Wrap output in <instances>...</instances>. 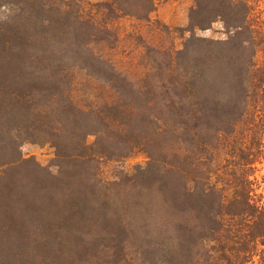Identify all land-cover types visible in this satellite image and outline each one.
<instances>
[{"label": "trees", "instance_id": "16d2710c", "mask_svg": "<svg viewBox=\"0 0 264 264\" xmlns=\"http://www.w3.org/2000/svg\"><path fill=\"white\" fill-rule=\"evenodd\" d=\"M84 1L0 0V232L12 237L0 264H62L77 255L79 264H98L111 251L113 264H127L132 254L140 264H231L230 257L242 264L257 246L264 264V202L246 171L222 164L225 139L241 136L240 124L264 120V21L254 24L252 1L193 0L182 49L146 46L133 76L97 47L114 48L111 22L149 21L156 0H107L90 14ZM217 21L226 39L195 35ZM75 70L104 85L99 103L72 100ZM91 132L97 138L89 146ZM26 141L51 145L58 169L80 165L81 186L72 189L69 176L54 178L22 158ZM136 149L146 154V168L121 184L137 190L146 208L131 217L139 201L111 208L116 193L96 188L91 166ZM27 165L32 173L15 184L14 172ZM36 220L50 233L15 243L14 231ZM63 235L73 250H65ZM86 240L99 242L89 247Z\"/></svg>", "mask_w": 264, "mask_h": 264}, {"label": "rangeland", "instance_id": "374dc122", "mask_svg": "<svg viewBox=\"0 0 264 264\" xmlns=\"http://www.w3.org/2000/svg\"><path fill=\"white\" fill-rule=\"evenodd\" d=\"M107 0H85L83 4V11L85 14H90L94 12L93 5L105 2ZM252 2V18L254 19V24L257 21H264V0H251ZM193 0H156V7L153 13L149 17V21H138L130 17H122L113 23L112 30H108L107 34H112L117 36V41L114 44V48L105 51L100 46L97 47L101 51L102 55H107L111 58L112 63L115 68L126 76H133L140 72L139 61L145 51L146 46L153 47H166L171 46L174 50H181L185 40L189 37V32L186 30L188 25V12L193 6ZM65 22L70 28H77L76 24L71 21L69 17H66ZM195 35L201 38L213 39V40H224L227 38L225 31L223 29L222 23L220 21L214 22L209 29L200 30L195 29ZM98 33V31H97ZM56 47V45H54ZM5 54L2 51L0 45V66L2 59ZM74 79L77 83L74 85L72 90L71 86L67 82H63L60 87L62 90L66 91L70 89L72 100L79 107H87L91 104L99 103V99L105 96L106 88L103 84L89 80L86 77L84 71L78 72L75 70L73 73ZM2 81V76L0 72V82ZM89 81V82H88ZM250 124V125H249ZM245 123L240 124L242 126V135L236 137L234 134L229 135L223 143V161L222 164L226 165L227 169L230 171L234 170H244L247 172L248 179L253 184L255 189L256 199L261 197L264 202V120L260 118H254V124ZM99 125V124H98ZM96 126L93 129L101 130V126ZM244 130L246 132L243 131ZM246 128L250 130L247 131ZM97 138V134L94 132L89 133L85 137V143L92 146ZM184 147V144L181 145ZM21 157L24 159H32L41 166L48 174L54 178H59L61 176H69L72 180L70 183V188H78L81 186L82 181L84 182L82 167L77 165L74 169L70 168L58 169L55 164V152L54 149L49 144H37L32 142H22L19 147ZM182 153V152H181ZM3 149L0 147V160L4 155ZM2 155V156H1ZM182 158V154L180 155ZM148 163V158L146 154L141 150H133L126 157H103L98 159L97 167L93 170L91 166V174L95 173V177L98 180L97 189H102L105 185L110 187L111 190L108 193H116V201L110 203V207H114L115 204H125L129 205L132 202L138 200L134 193H137L135 189H130L127 185L126 190H123V185L121 182H132L137 176H141V172L145 170ZM89 170V169H88ZM32 173V166L27 165L22 169L14 172L12 181L15 184L22 182V178ZM90 173V171H89ZM143 176V175H142ZM141 178V177H140ZM143 178V177H142ZM144 180V179H143ZM146 180V178H145ZM144 180V181H145ZM123 186V187H122ZM70 188L67 190L69 191ZM108 188H106L104 194L107 193ZM71 191V190H70ZM142 198V197H141ZM139 199V205H133V210L131 211V217H136L138 210L143 213L146 207H144V201ZM142 201V202H140ZM143 209V210H142ZM139 210V211H140ZM121 214V213H120ZM107 221L113 222L115 218L114 214L109 213L107 216ZM129 217V215H128ZM139 219V218H138ZM29 221L23 222L18 231L16 232L13 240L15 243H20L25 241L24 238H30L32 236L40 235L41 233H50V230L45 231L42 226L41 221ZM136 220H133L135 223ZM5 219L0 217V225L5 223ZM52 233V232H51ZM11 231L10 232H0V249L5 247L7 241L12 240ZM41 236V235H40ZM68 235H63L65 238V250H71L72 242L67 239ZM24 237V238H23ZM99 241L86 240L85 243H89V247L95 246L94 244ZM50 249L49 245H46V249ZM261 247L257 246L252 248V253H247V259H241L242 264H262L261 256L259 255ZM73 250V249H72ZM80 250V249H78ZM112 251L106 256L100 254V263L98 264H113V259L116 257L111 254ZM75 254V253H74ZM77 255V254H75ZM160 255L153 257L152 262H156ZM249 256V258H248ZM83 255H77L76 259L71 257L70 259L62 258V264H79L78 261ZM139 255L132 254L128 256L130 259L127 264H140L138 260ZM105 260V261H104ZM233 257H230V262L233 264ZM80 262V261H79ZM88 264H95L90 262Z\"/></svg>", "mask_w": 264, "mask_h": 264}]
</instances>
